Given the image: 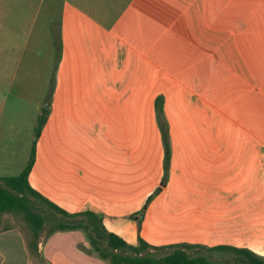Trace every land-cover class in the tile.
Returning a JSON list of instances; mask_svg holds the SVG:
<instances>
[{
    "label": "crops",
    "instance_id": "1",
    "mask_svg": "<svg viewBox=\"0 0 264 264\" xmlns=\"http://www.w3.org/2000/svg\"><path fill=\"white\" fill-rule=\"evenodd\" d=\"M0 3L16 4L23 16L46 20L50 28L56 27L62 36V49L73 52L76 64L94 66L101 75H107V67L112 64L111 91L109 94L100 91L97 100L104 104L110 95L120 105L101 107L99 113L106 112L111 118L121 115L126 127L136 111L149 115L151 126L157 125L155 90L164 84L159 90L169 89L163 93L162 111L169 123V182H173L165 190L171 185L186 189L185 182H190L197 195L222 196L225 212L244 211V218L233 220L234 229L225 232L215 245L199 237L182 243L225 245L258 254L253 229L262 225L257 217L264 211V28L257 25L256 12L250 14L254 15V25L248 24L243 10L247 0H0ZM104 52H111V58ZM152 68L160 71V78L155 77ZM216 68H221L222 75L216 74ZM221 80L238 85L234 92L222 91L216 97V82ZM120 84L122 90H118ZM95 103L88 98V113L98 108ZM35 110L38 116L43 114L40 106ZM216 115L221 122H216ZM52 120L51 112L47 111L36 141L28 177L30 186L68 213L97 214L109 232L128 244H136L140 236L156 246L147 218L128 219L135 193L129 137L124 140L122 154L110 155L102 149L103 153L86 157L89 170L73 166L70 171L54 155L40 153L39 145ZM2 122L0 113V129L6 130ZM13 127L10 124L7 130ZM216 131L223 135L222 139L216 136ZM3 138L4 133L0 145ZM106 146L101 144V148ZM155 164L156 173L151 178L158 180L162 176L161 150L150 160L152 167ZM150 193L151 190L147 195ZM87 242L83 231H59L41 236L38 247L44 264H108L89 252ZM0 264H35L27 235L14 225L0 230Z\"/></svg>",
    "mask_w": 264,
    "mask_h": 264
},
{
    "label": "rangeland",
    "instance_id": "2",
    "mask_svg": "<svg viewBox=\"0 0 264 264\" xmlns=\"http://www.w3.org/2000/svg\"><path fill=\"white\" fill-rule=\"evenodd\" d=\"M243 10L249 25H254V15L250 14L256 12L257 25L264 28V0H247ZM23 15L16 9V4L1 6L0 3V113L3 117L2 125H6V130L0 129V141L2 133L6 134L0 145V178L18 176L27 165L34 143L37 118L42 115L38 116L35 109L40 106L42 110L50 111L53 118L47 129L48 134L45 133L39 145L40 153L42 156L54 155L59 164L70 167V171L73 166L78 169L86 167V157L93 158L103 153V150L110 155L122 154L124 140L129 137L132 142V145L129 143V151L134 158L135 193L133 211L128 219H148L151 236L157 241L155 247L187 244L182 242L198 237L215 245L217 240L223 239L225 232L234 229L232 221L242 220L244 211L225 212V204L221 203L222 196L197 195L195 188L191 189L190 182H185L186 189L171 185L169 190H165L168 184L173 183L169 182V169L166 171V159L168 156L170 163L171 148L169 123L162 111L163 93L169 89L159 90L164 85L161 84L155 90L158 95L154 100L156 126H151L149 115L141 111H136L133 118H130L129 126H124L121 115L111 118L106 112L99 113L101 107L110 109L120 105H116L110 95L104 104L97 100L100 91L105 90L108 94L111 91L110 82L114 83L110 80V75L114 73L112 64L107 67V75H101L94 66L80 62L76 64L72 59L73 52L62 49V36L56 27L50 28L46 20H34ZM103 54L111 58V52ZM153 70L155 77L160 78V71ZM216 70V74H221V68ZM220 78L223 79L222 76ZM224 80H227L226 76ZM102 81L107 83L100 84ZM237 85L222 80L216 82V97L222 91L234 92ZM121 87L122 84L118 90H122ZM88 98L96 102L93 105L98 107L92 113L86 110ZM216 122H221L217 115ZM10 124L18 128L7 130ZM215 133L216 136L221 134L218 131ZM17 135L19 139L15 138ZM101 144L107 146L101 148ZM219 149L222 153V148ZM160 150L162 176L153 180L151 175L155 176L157 165L152 167L150 160ZM86 169L89 170L88 167ZM149 190L151 193L147 195ZM257 218L262 220V225L253 229V235L257 237V256L264 260V211ZM11 225L21 229L27 237L31 236L30 229L20 217L10 214L1 216L0 230ZM48 229L47 226L42 237L47 235ZM83 233L88 241L86 233ZM86 244L89 252H92L89 241ZM198 245L207 247L209 244ZM168 250L152 252L165 255ZM212 258L219 260L217 256ZM34 262L40 264L36 258Z\"/></svg>",
    "mask_w": 264,
    "mask_h": 264
},
{
    "label": "trees",
    "instance_id": "3",
    "mask_svg": "<svg viewBox=\"0 0 264 264\" xmlns=\"http://www.w3.org/2000/svg\"><path fill=\"white\" fill-rule=\"evenodd\" d=\"M46 113L47 110L44 109L37 120L34 143L27 165L18 176L0 178V218L10 214L20 217L26 223L31 231V236L27 237L28 249L40 264H44L45 261L39 252L38 245L41 234L47 226L49 229L46 236L59 231L85 232L89 245L93 249L92 253L107 261L108 264H264L262 258L248 249L225 245L206 247L178 244L155 247L145 242L140 236L137 245L128 244L118 235L109 232L97 214L90 211L68 213L34 190L29 184L28 177L34 162L36 141L46 121ZM164 135L168 145L166 133ZM166 161L167 171L168 156ZM151 198L152 195L147 203ZM166 248L169 250L165 255L152 252V250L159 251ZM192 251L194 253L191 254ZM212 256H217L219 260H213Z\"/></svg>",
    "mask_w": 264,
    "mask_h": 264
}]
</instances>
